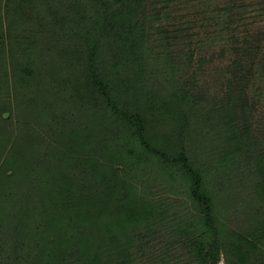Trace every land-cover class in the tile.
I'll return each instance as SVG.
<instances>
[{
    "label": "trees",
    "instance_id": "1",
    "mask_svg": "<svg viewBox=\"0 0 264 264\" xmlns=\"http://www.w3.org/2000/svg\"><path fill=\"white\" fill-rule=\"evenodd\" d=\"M160 1L0 0V66L10 52L21 104L53 114L41 130L23 120L13 137L0 75V221L8 252L33 243L22 264H218L223 256L226 264H264V154L256 155L261 198L254 210L247 204L242 225L219 218L208 188L212 173H228L229 182L253 174L238 161H254L257 149L250 108L243 98V114L233 116L231 98L222 105L198 88L195 73L188 76L194 53L184 29L163 27L168 17L155 9L172 0ZM232 12L226 7L222 18ZM70 35L76 47L60 48L48 63L55 40ZM131 140L145 162L158 164L154 174L187 190L201 208L198 219L140 191L135 178L143 169ZM201 155L219 162L210 173ZM38 233L45 243L36 242Z\"/></svg>",
    "mask_w": 264,
    "mask_h": 264
},
{
    "label": "rangeland",
    "instance_id": "2",
    "mask_svg": "<svg viewBox=\"0 0 264 264\" xmlns=\"http://www.w3.org/2000/svg\"><path fill=\"white\" fill-rule=\"evenodd\" d=\"M149 1L151 3L152 0ZM155 1L161 2L160 0ZM38 4L41 7L43 5L42 2H38ZM226 7H233L232 13L234 17L232 19L224 20L222 18L223 10ZM33 8L28 9L31 19L35 12ZM156 8L163 18L165 16L168 17H165L168 20L164 19L163 22H160L163 27H171L169 29H173L175 26L176 28L184 29L181 35H186L185 41L188 46L186 49L194 53L192 69H190L188 76L191 73H195L198 88H202L211 101L217 100L222 105H226L231 98L236 104L234 112H232L233 116L240 118L243 114L239 105L240 100L243 98L246 107L250 108V123L254 129L252 130V136L257 149H254V153H252L251 158L254 161L249 163L244 160L245 157L243 156L239 157L238 161L244 165L242 171H248V173L250 171L253 174L249 173V175L243 176L241 174L235 180L229 182L234 177H231L228 173L224 174V176L218 175L214 179L212 173V177L209 178L211 182L208 184V188L210 187L209 189L215 195L218 203L219 218L224 219L227 224L230 223L236 228L242 225V221L250 219V217L245 218L244 214L247 204L253 205L254 210L255 202L260 201L261 198L258 186H256L258 183L256 155L264 154V0H172L170 3L157 4ZM151 14L153 13L148 7V15L150 16ZM224 23L229 25L225 28ZM64 41H66L67 46L62 45ZM54 43L57 45H54V53H49L47 57L48 63L55 61L54 56L58 55L57 51L60 53V48L68 51L75 48L78 41L74 40L70 35L65 39L58 38ZM45 47L46 45L43 46V51ZM5 58L7 63L3 64L4 66L2 65L3 70L2 66H0V75L2 80H5L8 85L6 90L8 95L5 98V103L7 101L10 105L6 109L8 113L5 114V117L10 120V133L14 135L13 137H16L20 133L18 126L23 120L29 122L36 130H41L43 127L47 128L49 124H52V121H50L53 120L52 110L48 107L35 110L33 107H26L23 103L21 104V101H23L21 99L22 92L18 90L19 85L16 83L18 72L15 71L17 68L14 67V62H12L14 56L7 51ZM40 59L43 60L44 58L40 57ZM67 75L66 70H64L59 75L58 81L66 79ZM54 78L51 80H57ZM47 88L49 90V87ZM28 91L30 90L28 89L26 93H30ZM27 96L32 97L30 94ZM17 100H20L19 108L17 107ZM68 105L69 103L63 105L61 112L65 111L64 109ZM70 112L73 113L74 109L70 110ZM39 113L40 116L38 115ZM34 115L39 117L33 119ZM129 144V147L134 145V140H131ZM129 147L127 145V148ZM133 147L136 152L134 155L139 156V160L147 163L143 165L140 161L139 167L143 169V173L135 178L138 181L140 191H145V189L149 188L148 192L151 194V198L161 201L162 205H165L164 208L169 207L174 214L183 218L196 219L197 217L198 219L202 215L201 208L192 201L187 190L181 188L178 183L172 186L169 177L162 178L159 174H154L155 170L159 169L158 164L154 160L145 162L144 159L146 157L140 156L141 152L138 144L131 148ZM245 151L246 155L250 156L249 151ZM200 158L208 159L207 161L203 160V165L209 170V173L214 164L216 162L219 163L215 157H212V159L201 155ZM113 161L119 162L123 166L128 164L117 157H114ZM144 169L146 170L145 172ZM234 173H236V170L233 171L232 175ZM257 189L258 194H256ZM237 197L239 200L232 204L230 199L234 200ZM252 219H256V217L253 216ZM7 221L9 222L8 219ZM5 225V222L0 223V246H2V249L0 248V264H22L27 258L25 253H30L29 250L35 252L31 249L33 243L26 241L23 243L25 250L21 249L15 252V249V253L13 251L8 252L11 247L7 241L9 235L5 234V236L3 234L5 229L2 227H5ZM53 234L56 233L53 232ZM35 239L38 244L45 243L44 235L42 236L41 233H38ZM50 240V243L54 241L53 236ZM51 245L49 244L50 247ZM3 249H6L7 252L1 251ZM19 257L20 259L17 261L16 258ZM218 264H226L224 256Z\"/></svg>",
    "mask_w": 264,
    "mask_h": 264
}]
</instances>
